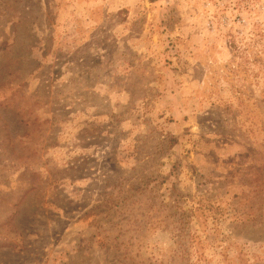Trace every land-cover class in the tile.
<instances>
[{
    "label": "rangeland",
    "instance_id": "374dc122",
    "mask_svg": "<svg viewBox=\"0 0 264 264\" xmlns=\"http://www.w3.org/2000/svg\"><path fill=\"white\" fill-rule=\"evenodd\" d=\"M0 264H264V0H0Z\"/></svg>",
    "mask_w": 264,
    "mask_h": 264
}]
</instances>
